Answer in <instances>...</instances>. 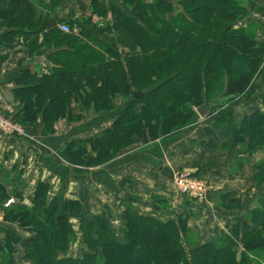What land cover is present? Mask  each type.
<instances>
[{"label":"trees","instance_id":"1","mask_svg":"<svg viewBox=\"0 0 264 264\" xmlns=\"http://www.w3.org/2000/svg\"><path fill=\"white\" fill-rule=\"evenodd\" d=\"M116 2L109 7L113 24L96 28L89 20L82 24L57 17L55 9L62 0H49L46 5L36 0H0V30L8 29L0 35V42L9 46L20 33L30 55L39 54L41 48L50 51L52 43L66 48L49 52L47 72L24 67L14 77L11 95L21 122L33 125L41 115L45 132L54 134L55 121L68 115L72 99L84 110L92 109L95 116L114 111L113 100H123L125 106L108 127L86 139L67 141L60 149L81 166H96L113 160L134 136L154 141L190 127L197 122L193 108L221 98L212 130L224 139L233 136L236 143L247 135L249 148L264 150V109L235 123L230 106L235 99L250 96L257 79L263 77L264 43L244 34L245 27L240 25L252 0H179L181 8L173 7V0ZM127 5L134 7L132 12ZM64 22H75L80 35L61 32L58 26ZM110 30L133 48L125 64L120 54L115 56L118 42L103 35ZM80 40L94 46L92 54L90 47L79 46ZM62 57L64 61L58 62ZM106 57L111 62L104 63ZM68 61L78 63L72 66ZM138 91L141 96L136 98L133 94ZM83 141L96 149V156L85 161L74 157L86 152ZM204 145L212 146L210 141ZM254 171L262 199L249 212L250 222L236 220L230 235L193 246L187 253L179 238L186 229L183 216L161 221L127 209L125 226H120L119 216L114 230L113 218L83 212L77 199H65L61 206L57 199L47 203L44 182L36 185L28 208L21 203L20 189L15 187L13 195L7 191L13 179L1 168L0 211L4 221L33 231L22 249L29 264H244L234 250L239 242L245 251H264V231H260L264 227V156ZM11 195L16 201L4 207ZM59 215L65 219L56 221ZM71 218L79 220L88 248L81 258L66 256L74 235L68 222ZM2 234L0 264H14L15 247L23 240L6 228Z\"/></svg>","mask_w":264,"mask_h":264},{"label":"crops","instance_id":"2","mask_svg":"<svg viewBox=\"0 0 264 264\" xmlns=\"http://www.w3.org/2000/svg\"><path fill=\"white\" fill-rule=\"evenodd\" d=\"M36 1L45 5L49 2ZM252 2V8L241 18L240 25L245 29L255 27L258 32L256 40L264 43V0ZM114 3L117 4L116 0H62L55 9V15L62 21L72 20L82 24L98 18L100 12L112 19L109 7ZM42 11L46 13V9L40 8ZM7 30H0V35ZM71 32L80 35L81 30L72 28ZM39 40L42 39L39 37ZM13 41L9 46L0 42V108L8 111L15 103L11 95L15 87L14 77L24 67L47 72L51 67L47 57L49 52L66 49L52 43L50 51L41 48L38 49L39 54L30 55L26 53V43L20 33L13 36ZM262 71L263 77L257 79V88L253 93L237 98L230 105L235 123L256 109H264V61ZM123 106L124 103H120L110 113L89 116L75 124L62 122L59 126L61 132L55 135H46L39 131V126H35L32 129L39 133L38 143L0 134V168L11 172L8 175L12 179L19 175L18 189L22 192V203L29 206L35 185L41 180L48 186L49 200L57 199L61 206L65 199H77L83 212L91 216L107 211V215L115 221L127 209L161 221L183 216L187 230L194 238V246L230 235V227L236 220L250 222L249 212L259 206L262 199V189L255 185L254 170L255 164L263 157L259 155L260 150H253L251 155L238 154L234 157L233 136L224 139L212 130L211 123L216 120L217 112L210 106L209 113L212 112L205 118L207 120L197 118L196 125L176 134L154 141L142 140L126 147L116 160L106 166L76 169L58 159L57 152L65 142L98 134L111 124ZM209 141L212 146L204 145ZM178 170L193 171L208 180L212 187L205 200L188 199L176 192L171 177ZM73 220L76 222L75 226L72 224L74 231H79V220L69 219ZM4 228L14 232L21 241L34 235L18 227L17 222L4 221L0 211V241ZM22 249L20 245L15 247L14 264L30 263ZM87 250L81 240L68 245L66 256L81 258Z\"/></svg>","mask_w":264,"mask_h":264},{"label":"rangeland","instance_id":"3","mask_svg":"<svg viewBox=\"0 0 264 264\" xmlns=\"http://www.w3.org/2000/svg\"><path fill=\"white\" fill-rule=\"evenodd\" d=\"M122 2V1H121ZM123 3V2H122ZM173 3H174V5H173V7H177L178 6V8H181L182 7V5H181V3L179 2V0H173ZM120 6H121V4H119ZM128 6V10H129V12H132L133 11V8L134 7H130V5H127ZM99 13V12H98ZM133 14H134V12H133ZM98 18H96V19H94V20H89V23H91L92 25L94 24V26H96V28H102V26H111L112 24H113V17H112V19H108L104 14H98ZM133 16V15H132ZM134 17V16H133ZM70 28L72 29H76V28H78V26H77V24H75V22H72L70 25ZM246 30V32L244 33V34H248V35H250L251 37H254L255 39H256V35H257V29L255 28V27H252V28H246L245 29ZM16 35V34H15ZM103 35H104V37H105V39L106 40H108V41H112L113 43L114 42H118L117 43V45H115V48H116V52H115V56H117V55H121L122 56V61H123V64H125V62H127V59H128V55L131 53V52H133V48H130L131 47V45H130V47L129 46H127L125 43H124V38H122V37H120V35H119V33L118 32H114L113 30H110L108 33L106 32V33H103ZM16 37V36H15ZM40 39H42V36H40ZM11 41L12 42H14L15 41V39H14V41H13V37H12V39H11ZM78 44H79V46L82 44V45H85V46H87V47H90L91 49L93 48L94 50H95V48H94V46L93 45H90V44H87L85 41L84 42H81V40L80 41H78L77 42ZM76 50H78L79 49V47H74ZM93 49H92V51H90L89 50V52L92 54L93 53ZM163 50V49H162ZM63 58V59H62ZM62 58H59L58 59V62H60V60H63L64 61V57H62ZM104 59V58H103ZM111 58H108V57H106V59H104L105 61H104V63H109V62H111V60H110ZM68 62H70L71 63V65L72 66H74V65H77V63H78V61H68ZM239 64H238V62L236 63V64H234V66H238ZM234 68L235 67H233V69H232V67H231V71L232 70H234ZM213 100V99H212ZM219 100H221V98H219V99H217V100H213V101H210V108H212L214 111H218V105H219ZM237 99H235L232 103H234L235 101H236ZM15 102V101H14ZM123 104L124 103V101L123 100H121V99H117V100H113V108H116L117 106H118V104ZM231 103V104H232ZM230 104V105H231ZM16 102L12 105L13 107L11 108V110L10 111H8V110H4V109H2V108H0V111L1 112H3L5 115H8V116H10V119H11V121H12V125H15V124H17V123H19L21 126H23V128H24V133L25 134H27V137H24V138H21V140H25V141H34V142H36V143H38L39 142V140H40V136H38V134L39 133H36V132H34L33 131V129L32 128H34L35 126H39V131H41L42 133H44V134H46V135H55V134H58V133H60L61 132V130H60V128H59V126L62 124V122H65V124H68V125H71V124H75V123H77L78 121H80V120H84V119H86L87 117L89 118V116H93V115H95L94 113H92V109L91 110H89V111H87V110H84L83 109V107H81L80 105H79V103H78V101L76 100V99H72L71 101H70V105H69V110H68V115L67 116H64V117H60L59 119H57L56 121H55V123H54V129H56V132L54 133V134H48V133H46L45 132V130H44V123H43V118L41 117V115H39V117H38V119H37V121L33 124V125H24V123H22L21 122V120L15 115V113H16V108L18 107H16ZM193 110H194V112H195V116L198 118V116H197V113H196V109L195 108H193ZM212 112V111H211ZM210 112V113H211ZM210 113L206 116V117H208V116H210ZM205 117V118H206ZM79 118V119H78ZM205 118H202V119H205ZM200 120H201V118H200ZM205 120H207V119H205ZM198 122V121H197ZM197 122L196 123H194V124H192V125H196L197 124ZM192 125H190V126H192ZM176 133V132H175ZM174 134V133H173ZM2 135V134H1ZM170 135H172V134H169V135H167V136H170ZM164 137H166V136H164ZM158 139H162V138H158ZM142 140L143 141H145L143 138H138L137 136H134L133 137V140H132V142H130V144L127 146V147H129V146H132V145H135L136 143H139V142H142ZM239 141V140H238ZM248 136L247 135H245L243 138H242V142H240V143H236L235 142V139H233V141H232V143H231V145H232V148H234L235 149V152H234V154H235V156L234 157H236L238 154L240 155V154H248V155H251L252 154V152H253V150L252 149H254V148H249V146H248ZM81 144H84V147L86 148V152L84 151V154L83 155H80V154H82V152H79V154L76 156V155H74V157H76V158H80V156H81V160L82 161H85L87 158H88V156H96L95 154H94V152H95V150H93V148H92V146H91V144H89V143H86L85 141H83ZM264 145V144H263ZM64 146V145H63ZM75 147H77V146H75ZM263 147V149H264V146H262ZM61 148H63V147H61ZM73 149H75V148H73ZM126 149V148H125ZM124 149V150H125ZM123 150V151H124ZM255 150H260V149H255ZM123 151H121V152H123ZM121 152L118 154V155H116V157L115 158H113V160H109V161H107V162H105V163H103V164H99V165H96L97 167L99 166V167H101V166H106L107 164H110L111 162H113L114 160H116L117 158H118V156L121 154ZM58 154H57V157H58V159L60 160V161H62L63 163H65L66 165H69V166H71V167H74V168H76V169H78V168H82V169H86V168H92V167H96V166H81V165H79L78 164V162H76V161H74V160H72L71 159V156H66V155H63L62 153H60V151L59 152H57ZM261 153V154H260ZM260 153H259V155H260V157L262 156H264V150H260ZM74 154H77V153H74ZM79 160V159H78ZM178 171H183V170H178ZM185 171V170H184ZM188 171V170H187ZM193 172V171H192ZM11 174V172H8L7 171V174ZM19 175L17 174V176H15L14 178H13V181H12V183L10 184V189H7V191L8 192H10L11 194H13L14 193V190H15V187H17L18 188V186H20V179H19V177H18ZM18 179H19V181H18ZM39 182H43V181H38L37 183H36V185L39 183ZM18 183H19V185H18ZM36 185H35V187H36ZM263 186H264V183H263ZM12 196V195H11ZM13 197V196H12ZM45 198H46V202L47 203H49V202H51L52 200H54V198L53 199H50L49 200V197H48V186H47V189H46V192H45ZM9 199V198H8ZM14 199V198H13ZM22 200H23V198H22ZM14 201H16L15 199H14ZM21 203H22V201H21ZM23 204V203H22ZM30 207H32V203H31V201H30V204H29V206H28V208H30ZM234 208V206L233 207H230V209H233ZM3 212V211H2ZM126 213V212H125ZM108 213H107V211L106 212H104V213H102L101 215H107ZM124 215V214H123ZM110 216V215H109ZM122 215H120V217H121ZM3 219H4V214H3ZM116 219V221L118 222V217L117 218H115ZM69 222V224H70V226H71V228H72V230H73V232H72V234H74L73 235V239H71V243L70 244H72V243H76V242H79V241H83V234H82V231L79 229V231H74V227H73V225L75 226V224H76V222L73 220V221H68ZM74 222V223H73ZM73 224V225H72ZM79 224H80V222H79ZM119 224V223H118ZM118 224H114V220H113V223H111V226H112V228L114 229V230H116V228H117V225ZM18 225V227H20L19 226V224H17ZM260 231H264V227H260ZM32 233H33V231H31ZM3 237V236H2ZM179 238H180V242L182 243V246L184 247V249H185V251H186V253H187V251L190 249V248H192L193 246H194V244H192L193 242H194V238H191V236H190V233H189V230H187V224H186V229H185V231L183 232V233H181L180 234V236H179ZM69 244V245H70ZM234 250H235V253H237L236 254V256H240V257H242V258H244V264H264L263 263V261H264V259L261 261V258H264V251L263 250H257V252H249V251H245V249H244V247H243V243H240L239 245H236L235 246V248H234Z\"/></svg>","mask_w":264,"mask_h":264},{"label":"built area","instance_id":"4","mask_svg":"<svg viewBox=\"0 0 264 264\" xmlns=\"http://www.w3.org/2000/svg\"><path fill=\"white\" fill-rule=\"evenodd\" d=\"M59 30L63 33H70L71 28L67 23H60L58 26ZM0 134L8 138H24L27 134L24 133V128L19 123L12 125L10 116L5 115L0 111ZM172 183L178 194L181 196L193 199V200H205L211 185L208 180L201 178L196 172L192 171H176L172 173ZM15 201L13 198H9L5 203L4 207H8ZM113 223V222H112ZM119 222L114 221V224Z\"/></svg>","mask_w":264,"mask_h":264},{"label":"water","instance_id":"5","mask_svg":"<svg viewBox=\"0 0 264 264\" xmlns=\"http://www.w3.org/2000/svg\"><path fill=\"white\" fill-rule=\"evenodd\" d=\"M252 8V7H251ZM134 97H138L141 96V93L136 92L133 94ZM196 113L198 118H205L208 114H209V105L206 103H203L202 105L198 106L196 108ZM121 196L123 195V193L120 194ZM60 219H65L64 215H59V217L57 216L56 221H59ZM120 226L124 227L125 226V222H124V215L121 216V222H120ZM29 244V239H25L21 242L20 246L22 248H25L27 245Z\"/></svg>","mask_w":264,"mask_h":264}]
</instances>
